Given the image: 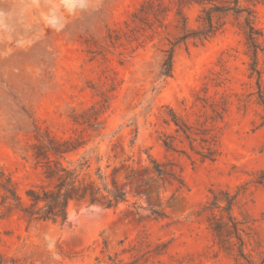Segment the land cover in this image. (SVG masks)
Here are the masks:
<instances>
[{
  "label": "rangeland",
  "instance_id": "obj_1",
  "mask_svg": "<svg viewBox=\"0 0 264 264\" xmlns=\"http://www.w3.org/2000/svg\"><path fill=\"white\" fill-rule=\"evenodd\" d=\"M144 1L0 0L2 264H110L108 256L122 264H236L217 246L205 211L214 196L226 205L224 191L239 193L234 216L250 218L256 244L247 253L256 248L264 254V106L238 28L248 14L231 13L223 32L205 45L179 48L173 76L164 79V52L181 28L175 12L144 45L124 39L113 45L109 39L114 30L127 31ZM241 5L254 11L264 39V0ZM199 11L185 10L189 27L197 26ZM258 68L264 89V53ZM223 99L224 119L203 126L219 137L220 155L203 160L165 121L173 110L181 120L201 125ZM96 112L101 129L74 122ZM47 133L84 136L88 145L80 154L94 150L86 156L92 173L101 167L111 182L112 168H118L115 179L126 201L114 209L72 202L66 223L30 219L3 202L4 185L26 200L29 189L43 184L32 148ZM165 135L176 138L175 151L164 147ZM149 157L174 166L184 187L160 180ZM130 168L135 177L127 181ZM138 242L150 245V253L123 254ZM164 244V251L157 250Z\"/></svg>",
  "mask_w": 264,
  "mask_h": 264
},
{
  "label": "trees",
  "instance_id": "obj_2",
  "mask_svg": "<svg viewBox=\"0 0 264 264\" xmlns=\"http://www.w3.org/2000/svg\"><path fill=\"white\" fill-rule=\"evenodd\" d=\"M200 8L196 18L197 26L191 28L188 25V17L185 10L189 7ZM175 12L181 23L179 36L175 41L170 42L169 49L164 53L161 65L160 76L164 79L172 78L176 52L182 46L187 47L189 43L194 45H205L223 32L227 22L226 17L231 13L238 15L247 12L248 17L244 23L238 24L242 32L248 53L251 58L250 71L258 76V97L264 106V89L261 85V72L259 66V54L264 53L263 33L255 26L254 11L251 8L243 7L241 0H145L133 13L130 23H126L127 31L120 29L111 32L109 39L113 45H117L121 40L127 42H138L139 46L146 41H151L155 36L166 28L169 15ZM214 115L207 117L205 123L191 124L181 120L178 115L169 110V121H165L168 126L174 125L176 133L183 136L190 144L191 150L203 160L216 161L220 155L219 137L205 130L203 126L209 120L212 123L222 121L228 112V103L222 100L216 103ZM99 115L96 112L92 116L82 117V120H74L77 124L87 125L90 128L101 129ZM198 125L200 127L198 128ZM176 138L164 136L163 144L167 150L175 151ZM200 142V149L195 145ZM88 143L84 136L59 138L47 133L43 140L37 138V144L32 148L35 166L42 171L43 184L31 188L26 192V200H23L15 193L12 186H2L5 194L2 201L7 204H15L23 216L43 222L66 223L68 220V208L72 202H88L90 204H100L106 209H114L119 204L126 201V193L119 189L115 179L118 168H112V180L106 171L98 167L95 173L91 171V158H87L91 151L80 153L86 149ZM153 165V173L163 182L168 184L178 183L184 187V180L171 164L158 163L149 157ZM100 164L102 157L96 159ZM111 166L107 165L106 170ZM134 168L124 177L125 180L133 179ZM264 181V180H262ZM261 184V182H260ZM225 206H220L219 200L214 196L212 203L205 211L209 213L208 221L210 229L215 235L217 246L221 251L234 257L236 264H264V254L256 252L253 248L247 253V248L254 241V231L250 218L247 214L240 213L242 220H238L233 212L238 206L239 193L232 195L230 192H221ZM222 212L221 216L216 211ZM161 216L158 212H155ZM247 240V241H246ZM150 245L138 242L129 250L124 249L123 254L139 252L142 253ZM166 245H161L157 250L160 252L166 249ZM145 251L142 256L149 254ZM256 254L255 257L253 254ZM110 264H122V260L108 256ZM134 260L131 264H137ZM0 264H2L0 262Z\"/></svg>",
  "mask_w": 264,
  "mask_h": 264
}]
</instances>
